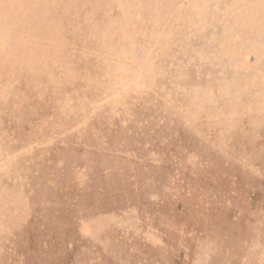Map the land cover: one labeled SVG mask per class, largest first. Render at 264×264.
<instances>
[{"label": "rangeland", "instance_id": "1", "mask_svg": "<svg viewBox=\"0 0 264 264\" xmlns=\"http://www.w3.org/2000/svg\"><path fill=\"white\" fill-rule=\"evenodd\" d=\"M0 264H264V0H0Z\"/></svg>", "mask_w": 264, "mask_h": 264}]
</instances>
